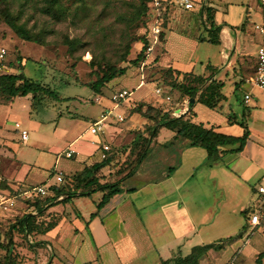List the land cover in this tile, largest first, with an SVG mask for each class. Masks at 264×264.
<instances>
[{
    "label": "crops",
    "instance_id": "1",
    "mask_svg": "<svg viewBox=\"0 0 264 264\" xmlns=\"http://www.w3.org/2000/svg\"><path fill=\"white\" fill-rule=\"evenodd\" d=\"M198 9L199 6L193 10L172 7L165 37L158 44L159 46L155 47V49L159 47L161 52L156 55L157 52L154 49L145 63H154L153 67H156L154 69L158 71L173 68L205 77L213 75L208 81L212 78L222 81L225 84L222 89L225 98L216 108L208 107L197 101L191 104L190 100L185 97L182 99L179 97L180 99L173 103L170 91L165 92L162 89V94L156 100L160 103L154 105L156 107L164 106V111L170 113L171 116L185 115L186 119L195 124H202L205 128L230 136H244L246 128H248L249 137L244 149L241 152H234L233 150L239 146L238 143L234 146H223L218 154L209 156L207 150L203 147L193 145L191 140L177 135L175 131L169 128L160 127L158 135L153 138L150 153L139 170L123 182V188L125 189L123 193L115 195L101 209H98L97 205L101 202L105 192L97 191L93 193L91 197H86L93 202L86 214L76 204L82 197H76L65 204L67 215L60 223L48 233L39 234L40 239L49 242V247L58 255V257H54L56 261L51 264H161L163 260H169L181 254H189L195 246L212 243L222 244L223 247L219 250L210 249L207 251L201 256L199 264H217L219 261L222 264H252V260L257 264L258 257L264 254V235L259 239L256 249L248 257L244 254V244H239L242 239H244L245 244L251 242L249 235L251 229H253L249 222L251 215L247 218L242 215L244 220L239 218V221L228 231L220 230L229 226V218L226 214L229 198L227 199L228 193L226 192L224 196L223 191L229 190L230 193L235 184L241 187L249 184L258 174L264 176V115H262L264 112L260 109L261 107L254 105L253 109L249 107L252 99L249 93H245L242 103L250 109L243 113L242 118L239 119L235 112H230L233 109L230 96L236 93L237 88L240 87L239 82L247 79L242 67L234 68L236 61L233 57L239 55L238 59L253 58V55L257 53L254 57L256 60L254 75L257 76L258 53L259 49L264 46V34L256 27V24L255 27L259 30L258 51L248 52L245 50L244 43L239 38L235 26L223 23L218 43L220 46V61L216 62L207 53L205 59L201 61L202 69L198 71L196 69L197 60L193 55L194 48L200 46L201 40L210 43L207 41L212 35L211 31L208 30L210 25L205 26L206 33L209 34L207 37L204 34L202 35L201 32L186 34L175 21L177 14L184 11L195 12ZM214 20L216 21V15H214ZM216 23L218 24V22ZM263 25L264 22L260 26ZM130 68L132 67L127 68L124 75L129 77L131 72L139 70L140 81L133 89H130L132 95L127 100L115 106L113 101V104L106 101V94H96L99 102L110 103L109 106H105L103 109V113L111 111L105 132H103L105 134L102 133L104 139L92 143L91 150L84 149V152H82V147L80 158L77 163H74L73 170L58 169L57 163L61 164L63 161V158L58 157L56 167L53 169L54 173L62 172L72 176L81 172L87 166L102 162L106 159L102 155L105 144L111 147L108 157L112 156L115 147L120 146L121 142L125 141L127 135L123 130L128 129L131 131L137 125L144 126L148 123V118L141 115V113L132 112V109L138 103L152 101L150 93L143 95L141 92L137 94V99L132 98L136 90H141L147 84L144 79L145 74L143 72L141 74L144 67L143 69L134 67V70ZM209 68H212L213 71H209ZM249 74L252 75V73ZM119 77L108 83L107 87L113 88L115 83L119 81ZM247 94L250 95L248 102L245 98ZM17 98L6 104L9 110L13 109ZM20 100L24 102L22 103L23 109L30 110L32 116L37 115L36 112H33L31 95L20 97ZM126 101L127 106L125 105ZM116 109L119 112L114 113ZM134 113L146 120L138 122L136 116L131 119L130 116ZM121 114H128L129 118L119 124L118 121L120 120L116 117ZM97 119L95 118L92 124ZM17 122H15V127ZM28 125L36 131L37 138L44 137V133L41 132L42 124L40 121L32 119ZM54 132L57 135L64 131L58 127L57 123ZM84 132L91 133L90 127ZM84 132L76 135L68 143H64L65 150H63L66 158L71 159L78 155L71 147L81 141ZM0 141L11 155L8 159H12L13 168H19L25 164V161L19 158V152L20 147L29 145L30 138L27 142H23L19 129L17 127L15 129L7 127L6 122L0 123ZM68 150L74 152L71 157L67 156ZM115 163L114 156V159L108 165L97 172L102 183L113 182L121 177L117 174L118 167L113 166ZM51 173L48 172V175L53 177V173ZM6 176L8 179H4V176L0 174L1 180L6 181L7 179L8 184L12 187L20 184H30L32 186L55 185L49 182V178H46L40 184H33L27 183V179L16 181L10 177L8 171ZM258 187H253L257 194H259ZM259 198H263V196L259 194L257 200ZM255 206H258L257 203ZM246 208L248 207L243 205L239 207L238 211L242 214ZM259 208L255 207V210ZM55 210H60V205L50 209V211ZM229 211L233 210L229 209ZM93 213H96V216L93 217ZM261 226L264 229V224H261L254 228L255 231L252 235L257 234L258 228ZM237 259H240L239 262H237ZM40 263L45 264V262Z\"/></svg>",
    "mask_w": 264,
    "mask_h": 264
},
{
    "label": "rangeland",
    "instance_id": "2",
    "mask_svg": "<svg viewBox=\"0 0 264 264\" xmlns=\"http://www.w3.org/2000/svg\"><path fill=\"white\" fill-rule=\"evenodd\" d=\"M197 1L199 2L198 4L202 2L203 6L207 7L208 5L215 9L216 22L219 25L228 23L235 26L239 33V38L244 43L245 50L248 52L258 51L259 30L255 26L264 22V6L260 0ZM136 3H138V0H0V11L2 8L10 9L17 16L19 24L26 26L40 39L39 43L21 39L0 17V46L6 48L8 52L5 61V72L18 74L22 72L29 78L50 86L59 94V99H53L49 96L44 97L41 100V104L33 108V112L37 114L33 116L30 110L22 108V103L24 102L20 100V97L14 103L13 109L9 110L6 105L11 103V101L6 104H0V123L7 122V127L15 129V122L18 121L22 128L27 129L30 134L29 145L20 147L19 158L24 160L25 164L19 168H13L12 159H8L11 155L0 141V174L4 176V179L7 178L8 171L10 177L16 181H25L27 179V183L40 184L46 178H49L50 183L61 184L65 181L66 176L70 175L63 173L64 181L59 182L57 181V176L62 172L54 173V167L57 166L58 169L65 171L73 170L74 163H77L80 158L82 147V152H84V149L91 150L93 147L92 143L99 139H104L102 133L93 135L89 132H84L90 127L95 118L102 116L104 107L110 105V103L99 102L98 98H96L97 93L91 87L92 82L96 79V70H100L102 67H107L110 64H118L119 67L130 66L133 70L134 67H140L141 69L144 67V70H141V74L142 72L145 74L144 79L147 84L141 90H136L132 98L137 99V94L141 92L143 95L150 93L152 101L148 100L145 103H138L132 109V112L139 111V109L145 111L148 106H153L158 108V118H160L165 113V109H163L164 106L161 104L160 107L154 105L160 103V101H156L159 98L156 88H162L165 92L170 91L173 103L180 99L179 91L175 90V87L171 88L173 83L169 81L170 78L164 79L162 71L154 69L156 68L153 67L154 63H145L149 56H146V59L138 66L131 63L140 54L141 48H143L142 42L132 44L128 62H120L128 43L133 38H138L144 34L145 28L135 29L133 23L121 19L122 15H133L134 4ZM176 16V23L183 28L182 30L186 34H198L201 32L202 35L204 34L208 37L209 34L206 33L205 26L209 25L210 20L207 18L206 13L202 16L199 10L195 12L184 11ZM201 41L200 46L198 48L195 47V52L193 53L195 60H197L196 69L198 71L202 69L201 61L205 59L207 53L216 62L220 61L219 44ZM155 50L157 52L156 55H159L161 49L158 47ZM256 54L253 55V58L247 57L246 59H238L239 55H234L233 57L236 61L234 68L242 67L247 78L245 81L239 82L240 87L237 88L236 93L230 96V102L233 103V109L230 112H235L239 119L242 118L244 112L250 109L249 107L253 109L254 106H258L264 112V89L256 83V74L254 75V68L256 67L254 57ZM138 71L131 72L129 77L120 76L118 78L119 81L115 83L113 88L106 87L104 92L106 101L113 104L112 95L116 90L133 89L140 81ZM209 71H213L212 68H209ZM231 71L233 72V69ZM249 73H252V75ZM245 93H249L252 96L249 107L242 103ZM125 105L127 106V101ZM227 110L229 109L227 108ZM117 112L119 110L116 109L114 113ZM150 113L155 114V112ZM121 115L124 120L118 121L119 124L129 118L128 114ZM135 116L138 118V122L146 120L135 113L130 117L133 119ZM32 119L41 122V132L44 133L43 138H37L36 131L29 127L28 124ZM116 119L119 120V117H116ZM57 123L58 127L62 128L64 132L55 135L54 129ZM154 124L153 120L148 119V123L144 126L140 124L134 130H123L127 135L125 143L121 142L120 146L115 147L112 155L115 156L118 169L127 168L128 166V168L132 167L137 151L144 147L141 143H137V150H133V153L128 155L127 153L133 146V140L137 135L148 134L150 136V130ZM81 132H84L81 141L71 147L78 155L71 159L66 158L64 143H68ZM58 157L63 158V161L61 164L57 163L56 165ZM48 172H52L53 177H50ZM7 179L3 181L0 178V193L6 196L14 195L32 186L30 184H20L12 187L8 184ZM249 184L241 187L235 184L234 188L230 190L231 194L229 190L223 191L224 196L227 192V199L229 198L226 213L227 218H229V226L226 229H220L221 231L231 229L239 221V218H242V220H244L243 216L247 218L255 207H260L263 210L264 198H259L258 202L259 194L253 190V187H258L260 184L264 185V176L256 175ZM44 196H39V198H44ZM37 199L38 197L31 199L20 197V200L11 209L0 212V237L3 242L6 243L8 240L4 233L18 218L26 213L36 211L30 204ZM92 203L86 197H82L76 202L84 214L89 211L93 205ZM256 203L258 206H255ZM59 205L60 210L49 211L50 213L44 212L39 217V221L44 224V222L47 223L56 218L62 220L67 215V209L65 204ZM243 205L248 208L241 214L238 209ZM229 209L233 211H229ZM74 211L77 213L75 208ZM13 234L16 240L14 254L17 256V264H39V262L51 264L56 261L54 257H58V255L49 247V242L37 245L36 242L41 240L39 234L27 236L17 231ZM263 235L264 229L261 226L258 228L257 234L250 235L251 242L249 244H245L244 239H242L239 244H244L243 249L246 257L256 249L258 241ZM32 243L33 247L31 249L30 245ZM4 252L0 250V264H2ZM217 264H222V262L219 261ZM252 264H256V262L252 260Z\"/></svg>",
    "mask_w": 264,
    "mask_h": 264
},
{
    "label": "trees",
    "instance_id": "3",
    "mask_svg": "<svg viewBox=\"0 0 264 264\" xmlns=\"http://www.w3.org/2000/svg\"><path fill=\"white\" fill-rule=\"evenodd\" d=\"M55 3V1H54ZM133 5V4H132ZM135 10L133 15H122L121 19L126 22L134 24V28H146L154 16V11L151 8L150 0H138V3L134 4ZM202 16L206 13L207 18L210 20V28L212 35L207 41L210 43H219V33L222 29L221 25L217 24L214 20L215 9L211 6L205 7L200 3L198 9ZM172 6L169 5L166 8L164 14V32L161 35L163 40L166 34V30L169 26ZM135 14V15H134ZM0 17L15 31V33L23 40L39 43L40 39L34 35L26 26L19 24L18 18L8 8H2L0 11ZM136 22V23H135ZM205 41V40H203ZM135 42H142L143 48L137 58L131 61L134 65H139L146 59V50L149 44V40L146 35L138 38H133L128 43L124 54L122 55L120 62H128V57L131 54L132 44ZM128 66L119 67L118 64H110L107 67H102L100 70H96V79L92 82L91 87L97 94H104L107 84L115 78L126 74ZM162 71L164 79H169L171 88L175 87V90L179 91L180 98L185 97L191 101L195 99L197 102H201L208 107L216 108L225 96L222 93L224 83L215 78L208 81L209 77L203 75H197L193 72H182L173 68H168ZM32 96V106L35 108L38 104H41V100L44 97L49 96L53 99H59V94L56 90L50 86H46L39 81L29 78L24 73H3L0 74V103L6 104L17 97ZM144 115L146 118L153 120L155 124L151 127L150 136L142 135L136 136L133 140V146L130 148L128 155L133 153V150H137V143H141L144 147L136 153V159L131 168H119L117 174L121 177L113 182L102 183L97 172L104 166L108 165L114 156H109L102 162L95 163L92 166L85 167L81 172H78L72 176H66L65 181L61 184L51 185L49 192L44 198H39L30 204L36 211L32 213H26L18 218L10 228L4 233L8 239L7 242H3L0 237V250L5 251L2 264H17L16 254H14L16 240L14 232H21L27 236L33 234H46L54 229L61 221L60 218L51 220L50 222L39 221V217L44 212L50 213V209L59 204H66L76 197H91L93 193L97 191H104L105 194L101 202L97 205L98 209L104 207L115 195L123 193V182L136 174L140 166L147 158L151 150V144L153 138L159 133L160 127L169 128L177 133V135L183 136L191 140L195 146L203 147L207 150L209 156L218 154L220 148L223 146H234L239 143V146L234 149V152H241L249 137V130L246 128L244 136L235 137L224 133L214 131L213 129L205 128L202 124H195L186 119L185 115L176 117L171 116L170 113H163L158 118L159 110L153 106L143 111L139 109L137 111ZM150 112H155L150 113ZM117 167L115 163L113 165ZM4 181V180H3ZM2 181V182H3ZM130 191V190H129ZM62 198L60 199V197ZM255 210V209H254ZM253 212H251L252 214ZM250 214V215H251ZM93 217L96 213H93ZM264 224V221L262 222ZM1 236V234H0ZM46 240L37 241L38 244L46 243ZM33 243L30 245L32 249ZM222 244H206L193 247L192 251L187 255H178L175 258L169 260H163L161 264H199L201 256H203L210 249H221ZM264 254H261L257 259V264H264Z\"/></svg>",
    "mask_w": 264,
    "mask_h": 264
},
{
    "label": "built area",
    "instance_id": "4",
    "mask_svg": "<svg viewBox=\"0 0 264 264\" xmlns=\"http://www.w3.org/2000/svg\"><path fill=\"white\" fill-rule=\"evenodd\" d=\"M262 5L264 6V0H261ZM199 2L197 0H150L151 8L154 11V16L149 22L148 26L144 30V34L149 40V44L147 47V57L154 51L155 47L162 42L161 35L164 32V14L166 12L167 6L171 5L172 7H180L185 10H193L195 7L199 6ZM201 3V2H200ZM262 34H264V25L256 26ZM8 52L7 49L0 46V74L6 73L5 72V61L7 58ZM259 57V65H258V72L257 76L255 78L256 83L264 89V46L259 49L258 53ZM157 94H162V88H156L155 89ZM132 95V90L128 88L121 89L119 91H116L112 95V101L115 103V106L120 105L122 102L127 100ZM246 102L250 99V95L247 94L245 96ZM170 99V97H168ZM111 116V111H106L102 114V116L97 119L91 126H90V132L93 134L103 133L105 132L106 125L108 123V118ZM119 120L123 121L124 117L122 115L119 116ZM16 127L19 129L21 138L23 142H27L30 138L29 131L25 128H22V125L17 122ZM111 151V147L108 144H105L103 146V158L108 157V153ZM73 150L67 151V156L71 157L73 155ZM57 180L59 182L64 181V175L63 173H59L57 176ZM50 186L47 185H33L27 189L21 190L19 193H16L14 195L6 196L2 193H0V212L3 210H9L11 209L17 201L20 200V197H24V199H31L34 197L44 196L48 194ZM258 192L261 194L264 198V185H260L258 187ZM62 198V196L60 197ZM264 218V210L262 208H259L255 210L250 217V224L252 225L251 233L252 235L254 233V228L262 224V219Z\"/></svg>",
    "mask_w": 264,
    "mask_h": 264
},
{
    "label": "water",
    "instance_id": "5",
    "mask_svg": "<svg viewBox=\"0 0 264 264\" xmlns=\"http://www.w3.org/2000/svg\"><path fill=\"white\" fill-rule=\"evenodd\" d=\"M190 103L191 104L195 103V99H191Z\"/></svg>",
    "mask_w": 264,
    "mask_h": 264
}]
</instances>
